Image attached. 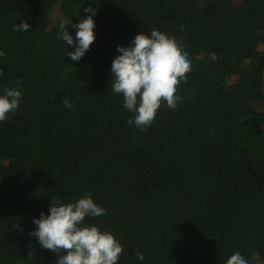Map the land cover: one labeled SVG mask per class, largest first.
Segmentation results:
<instances>
[{"label": "trees", "instance_id": "obj_1", "mask_svg": "<svg viewBox=\"0 0 264 264\" xmlns=\"http://www.w3.org/2000/svg\"><path fill=\"white\" fill-rule=\"evenodd\" d=\"M234 1L0 0V95L22 93L0 122V264H56L16 238L52 197L86 192L106 211L84 224L121 243L117 264H226L236 251L264 264V0ZM89 6L96 38L74 62L60 25L75 37ZM22 19L30 30L13 31ZM153 29L192 70L176 108L162 102L142 131L127 124L111 66L117 46Z\"/></svg>", "mask_w": 264, "mask_h": 264}, {"label": "clouds", "instance_id": "obj_2", "mask_svg": "<svg viewBox=\"0 0 264 264\" xmlns=\"http://www.w3.org/2000/svg\"><path fill=\"white\" fill-rule=\"evenodd\" d=\"M83 11L91 13L78 24H71L76 30L73 37L67 27L61 23L58 39L74 48L67 51V56L79 62L90 50L95 41V21L97 10L91 6ZM71 21L69 22V24ZM31 25L24 21L14 26L13 31L28 32ZM118 56L112 61V91L122 94L123 107L133 113L127 120L128 125L147 130L155 120L162 102L169 109H175L181 97L176 94L181 82H187L191 72V61L187 52L182 50L175 37L153 29L150 35L137 34L129 47L117 46ZM5 53L0 51V57ZM22 98L16 87H5L0 95V122L14 114ZM69 109H75L67 98L62 101ZM49 214L40 213L33 219L36 229L30 233L43 249L51 250L59 258L56 264H117L123 248L121 243L108 231H101L97 226L85 225V217L96 218L105 214V209L98 206L91 193L75 202L64 203L58 197H52ZM16 227H19L17 225ZM22 230V229H21ZM35 256V249L29 244L28 257ZM138 260L143 261L142 253L137 252ZM226 264H248L239 251L234 252Z\"/></svg>", "mask_w": 264, "mask_h": 264}, {"label": "rangeland", "instance_id": "obj_3", "mask_svg": "<svg viewBox=\"0 0 264 264\" xmlns=\"http://www.w3.org/2000/svg\"><path fill=\"white\" fill-rule=\"evenodd\" d=\"M237 0L234 1V3H236ZM238 2V1H237ZM8 218L9 220H11L12 222H14V217L13 215H8ZM29 222L32 224V227H31V230L28 231L25 235L21 236V237H17V241H20L21 243L23 242H30L34 237H32L30 235V233L32 231H34L36 229V226L33 224V219L32 220H29ZM35 239V238H34ZM32 247L35 249V256L32 257V258H38V254H40V252L42 251L39 243L37 242V240H35V242L33 241L32 242ZM257 264V263H256Z\"/></svg>", "mask_w": 264, "mask_h": 264}]
</instances>
